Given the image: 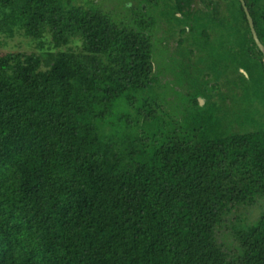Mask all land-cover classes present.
Wrapping results in <instances>:
<instances>
[{
	"label": "trees",
	"instance_id": "trees-1",
	"mask_svg": "<svg viewBox=\"0 0 264 264\" xmlns=\"http://www.w3.org/2000/svg\"><path fill=\"white\" fill-rule=\"evenodd\" d=\"M130 1L0 0V36L45 47L0 55V264H264V211L217 239L264 200V66L240 0ZM243 1L264 46V0ZM224 28L239 63L210 42Z\"/></svg>",
	"mask_w": 264,
	"mask_h": 264
},
{
	"label": "rangeland",
	"instance_id": "rangeland-1",
	"mask_svg": "<svg viewBox=\"0 0 264 264\" xmlns=\"http://www.w3.org/2000/svg\"><path fill=\"white\" fill-rule=\"evenodd\" d=\"M98 2L100 0H97ZM110 3V2H109ZM74 4L81 5V6H86V0H75ZM113 3H110V5ZM241 31H246L245 25H241L240 27ZM159 33V32H158ZM211 33V40L210 42L213 43L218 47V52H215L216 54L220 53V58L222 65H230L233 63H239L241 60V56H238L234 58V54H230L225 50V46H223L221 43L229 41L230 44L233 43L236 39L239 40L238 38L241 36V34L237 33L235 31V34L233 32H230L226 28L224 30H221V32L218 30H213ZM170 42H168V46H170ZM68 47H71L74 50H78L80 48V43L77 45H74V43H70ZM200 49H198L199 51ZM45 51L44 48L38 47V45L33 42L29 41L26 37L23 35H16L12 38H4L0 36V55H4L5 53H14V52H22L26 54H42ZM229 54V55H228ZM198 58V57H197ZM196 58V60H197ZM242 64L246 67V69L252 70V59L245 60L242 62ZM205 65V63H203ZM241 72V70H239ZM230 78H233L234 73L231 72L229 74ZM171 77V75H170ZM211 82H214L213 79H211ZM222 86V85H221ZM185 86H182L181 89H184ZM223 91H228L224 86H222ZM229 92V91H228ZM232 101V100H231ZM232 103H240L246 104V107L251 108V103H252V94H249L248 97H244L240 94L237 96V101H232ZM204 104V101L202 105ZM264 211V200L258 201L256 204L248 206V207H242L238 211H233L230 213L226 218L225 222L222 225V228L218 229V235L217 239L218 242L224 244V246L228 249H230L231 245L234 243L233 239L231 237V229L233 226L236 227H247L252 225L256 219L259 217L260 213Z\"/></svg>",
	"mask_w": 264,
	"mask_h": 264
},
{
	"label": "water",
	"instance_id": "water-1",
	"mask_svg": "<svg viewBox=\"0 0 264 264\" xmlns=\"http://www.w3.org/2000/svg\"><path fill=\"white\" fill-rule=\"evenodd\" d=\"M240 2H241V5H242V8H243V11L245 13V17H246V20H247V23H248V26H249V30H250L252 39H253L256 47L258 48V50L262 54V63H263V66H264V46L261 44V42L259 41V39L257 37L256 31H255L254 25H253V20H252L251 16L249 15V12H248L245 4H244V1L240 0ZM241 71L246 75V73L243 70H241ZM199 101H200V104L203 103V100L201 98H199Z\"/></svg>",
	"mask_w": 264,
	"mask_h": 264
},
{
	"label": "flooded vegetation",
	"instance_id": "flooded-vegetation-1",
	"mask_svg": "<svg viewBox=\"0 0 264 264\" xmlns=\"http://www.w3.org/2000/svg\"><path fill=\"white\" fill-rule=\"evenodd\" d=\"M129 1H130V0H126V2H125L126 4L128 3L127 6H129ZM130 2H131V1H130ZM233 43H235V41H233Z\"/></svg>",
	"mask_w": 264,
	"mask_h": 264
}]
</instances>
